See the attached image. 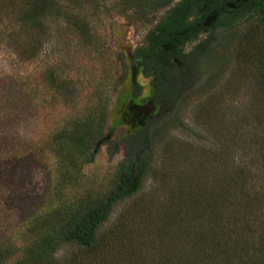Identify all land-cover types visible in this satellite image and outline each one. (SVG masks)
<instances>
[{"label":"trees","instance_id":"trees-1","mask_svg":"<svg viewBox=\"0 0 264 264\" xmlns=\"http://www.w3.org/2000/svg\"><path fill=\"white\" fill-rule=\"evenodd\" d=\"M195 1L113 0L118 13L132 11L134 19L166 9L134 51L158 111L124 140L104 190L71 200L63 199L65 189L78 185L82 165L93 160L91 147L110 135L103 133L107 97L60 124L49 137L58 173L53 194L17 227L0 222V264H262L264 181L250 176L254 166L236 167L230 156L244 128H264V8L218 19L199 38L201 18L188 20ZM62 17L70 22L60 0H0L8 46L24 59L39 56ZM87 25L75 28L89 41ZM232 62L237 74L256 81L255 100L241 116L220 106L223 91H236L230 80L218 88ZM46 82L53 97L68 85L52 67ZM196 93L204 97L193 103ZM117 148L111 143L110 154Z\"/></svg>","mask_w":264,"mask_h":264},{"label":"rangeland","instance_id":"rangeland-1","mask_svg":"<svg viewBox=\"0 0 264 264\" xmlns=\"http://www.w3.org/2000/svg\"><path fill=\"white\" fill-rule=\"evenodd\" d=\"M60 1L65 11L71 14L70 22L63 17L57 20L52 37L43 41L37 58L29 60L17 56L4 35L6 24H0V222H4V227L7 224L17 227L49 203L47 200L53 194V183L58 176L49 137L60 124L68 118L83 116L107 97L103 133L109 130L110 135H105L109 137L97 149L96 145L91 147L93 160L82 165L78 185L65 189L67 192L63 199L71 200L88 191L102 192L116 163L124 155V140L137 125L136 111L148 104L150 98L149 83L141 73L137 74L139 63H129L127 56L135 58V49L145 44L148 32L166 9L134 19L132 11L118 13L119 5H114L113 0ZM82 21L91 31L89 41L75 28ZM189 47L184 46V50ZM51 67L68 82L61 95L55 97L46 82L47 71ZM130 67L133 99L123 97L121 118L111 123L110 113L114 110L115 100L128 88ZM222 76L218 78L219 89L227 81L233 82L236 89L235 92L223 91L220 98L222 110L227 114L232 111V116L248 112L255 100L252 99L255 96L254 78L249 73L237 74L233 62L229 72ZM138 84L141 88H136ZM201 97L204 95L196 93L193 103ZM122 121H128L130 129L120 127ZM176 134L178 138L193 142L178 131ZM242 136L243 140L231 147L230 161L245 170L254 166L250 169V176L262 183L264 128L252 130L246 127ZM115 141L118 148L110 154V145ZM152 183L150 176L145 191L151 189ZM130 202L128 199L118 204L109 223ZM261 263L264 264V260Z\"/></svg>","mask_w":264,"mask_h":264},{"label":"flooded vegetation","instance_id":"flooded-vegetation-1","mask_svg":"<svg viewBox=\"0 0 264 264\" xmlns=\"http://www.w3.org/2000/svg\"><path fill=\"white\" fill-rule=\"evenodd\" d=\"M198 8L193 10L188 20H192L195 14H198L202 20L203 32L199 38L203 37L218 21L222 19L227 21L230 17H249L258 10L264 8V0H196ZM176 62V61H175ZM150 85L148 78L144 77ZM136 88H141L138 84Z\"/></svg>","mask_w":264,"mask_h":264},{"label":"water","instance_id":"water-1","mask_svg":"<svg viewBox=\"0 0 264 264\" xmlns=\"http://www.w3.org/2000/svg\"><path fill=\"white\" fill-rule=\"evenodd\" d=\"M127 60H128V62L130 63H133V65L134 64H136V63H138L139 62V60L138 59H136V58H129L128 56H127ZM139 69H140V65H139ZM129 85H128V88L126 89V90H123L122 92H120L119 93V95H118V97L116 98V100H115V103H114V105H113V108H114V110L112 109V111H111V113H110V119H111V123H113V122H115L116 120L118 121V119L119 118H121V116H120V111H121V109H120V106H122V105H120V104H122V102H121V100L123 99V97H126V98H128V97H130L131 99H133V97H132V95H133V91H132V86H130L131 85V78H132V76L131 75H133V73H132V68L130 67V69H129ZM138 73H140V71H138L137 72V74ZM150 96V98H149V100L147 101L148 102V104H146V105H143V106H137V107H140L141 109L140 110H138V111H136V116H135V119H136V126L134 127V130L132 131V133L135 131V130H137L139 127H141L142 125H144V123L147 121V120H149V118L150 117H152V115H154V113L155 112H157L158 111V106L156 105V103L154 102V100H153V97H152V95L150 94L149 95ZM131 99H130V101H131ZM130 105V104H129ZM120 120V119H119ZM123 123H120V127L122 126L123 128H125L126 130H128V129H130V127H129V122L127 121V122H125V121H122ZM115 125V124H114ZM132 129V128H131ZM131 134V133H130ZM109 136H104L103 138H101V139H99L97 142H96V146H95V149H97L99 146H101L103 143H104V141L108 138Z\"/></svg>","mask_w":264,"mask_h":264}]
</instances>
